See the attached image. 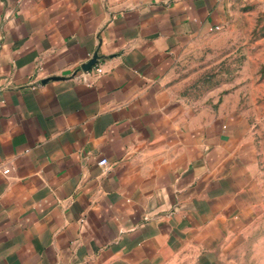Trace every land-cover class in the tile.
<instances>
[{
  "label": "crops",
  "instance_id": "0c3cea01",
  "mask_svg": "<svg viewBox=\"0 0 264 264\" xmlns=\"http://www.w3.org/2000/svg\"><path fill=\"white\" fill-rule=\"evenodd\" d=\"M230 1L0 0V264H258L263 148L170 85Z\"/></svg>",
  "mask_w": 264,
  "mask_h": 264
},
{
  "label": "rangeland",
  "instance_id": "374dc122",
  "mask_svg": "<svg viewBox=\"0 0 264 264\" xmlns=\"http://www.w3.org/2000/svg\"><path fill=\"white\" fill-rule=\"evenodd\" d=\"M170 85L178 100L197 113L231 117L264 151V0H231L223 23L176 55ZM254 261L264 262V226ZM250 242L247 264H250ZM232 250V243H231ZM256 264V263H254Z\"/></svg>",
  "mask_w": 264,
  "mask_h": 264
},
{
  "label": "built area",
  "instance_id": "2783aa9c",
  "mask_svg": "<svg viewBox=\"0 0 264 264\" xmlns=\"http://www.w3.org/2000/svg\"><path fill=\"white\" fill-rule=\"evenodd\" d=\"M94 57L97 58V59H96V63L90 68L89 71H85V72H84V73L87 74V75H88V74L90 75L92 72H93L94 74H96V75H99L100 72H101V70H100L101 66H100V64H99L100 59H99V57H98V55H97L96 53H94V54L92 55V57L89 59V61L92 60ZM98 165H99L101 168L106 169L107 166H108V162H107L105 159H102L101 161L98 162ZM2 174L5 175V176L8 175V174H9V170H8V169H4V170L2 171Z\"/></svg>",
  "mask_w": 264,
  "mask_h": 264
},
{
  "label": "water",
  "instance_id": "95a60500",
  "mask_svg": "<svg viewBox=\"0 0 264 264\" xmlns=\"http://www.w3.org/2000/svg\"><path fill=\"white\" fill-rule=\"evenodd\" d=\"M96 57H94L92 60H90L87 64L83 65L82 68L84 71H89L90 68L96 63Z\"/></svg>",
  "mask_w": 264,
  "mask_h": 264
}]
</instances>
